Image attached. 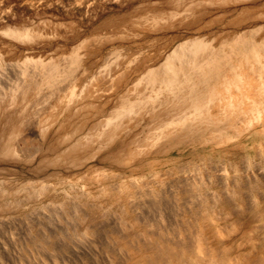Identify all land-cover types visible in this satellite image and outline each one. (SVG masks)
Returning a JSON list of instances; mask_svg holds the SVG:
<instances>
[{
    "label": "bare ground",
    "instance_id": "obj_1",
    "mask_svg": "<svg viewBox=\"0 0 264 264\" xmlns=\"http://www.w3.org/2000/svg\"><path fill=\"white\" fill-rule=\"evenodd\" d=\"M134 1L136 2V0ZM145 1L143 2V0H141V3L139 1L140 4L138 3L134 6L132 3V7H128L127 10L119 14V17L116 18L115 24L109 25V23L107 22H102L100 26L95 30V32H93V39H88L85 42V40L87 39L86 38L81 43H75L72 48L70 44L66 43L70 46L68 47L70 48V50H66V52L61 50L64 47H61L59 44L58 46L52 47L50 45L51 43H48L50 40H39V38L36 37L37 34H35V30H37L35 26H33L32 29L30 27V34L27 31V34L29 35H26L23 38L21 37V40L25 39L29 41V37H31L30 39H32L33 37V39L31 40L33 42H35L34 39L36 40V42L38 40L39 42L37 43L43 45V51L35 53L27 52V54H16V56L14 57L15 60L12 61L13 64L15 63L14 61H16V63L19 65V67L18 65H14L16 69H23L22 75L20 77H18L19 72L18 75L16 73L17 76L15 75L16 77L14 78L9 75L11 77L10 80H8V78L10 77L6 78V75L8 76V74H0L5 75L4 77L0 76V79L2 77L7 79L0 80V107L4 103L3 95H5V93H9V91L14 92V98H8L9 101L7 102V113L10 118L9 121H7L5 129L6 132H10V134L6 135L7 142H5L4 144L2 143V147L0 146L2 153L6 158L11 156L25 158L35 157L39 153V151L43 149V143L40 140L41 138L42 140L45 139V142L47 141V146L44 152L41 153V155L38 157L37 161V164L41 169H56L57 174L60 171L67 169L68 176L66 177L74 179V177L71 175L83 173L79 169L83 168V166L85 165V161H87L88 159H92L94 160V165L90 166L91 168L87 167L84 171L86 172L85 179H87L88 177L90 178V176H92L93 174H96L97 176H99L98 181L102 180V182H106V180H103L102 174L97 171L95 162H100L103 160V162H107L109 163V166L115 168H130L136 163H147L146 157L145 159L141 157L138 158L130 154L134 152V148H142L144 154L145 152L151 154L153 159L150 161V166L153 168H158L157 170L159 172L157 173H159V175L162 170H166V168L170 166L177 169L176 171L180 172L182 169L187 168V165L195 164L204 158L208 160L207 165L211 170L213 169V167H215L217 157H222V154L224 152L231 153V151H235L236 149L235 146L232 147V145H229V138L223 135L224 133H222V137L221 135H218V132H222L224 130L231 131L232 127L242 120L246 122L250 118H256V120L258 118V120H260L262 123L257 122L256 124H253V126H249V128H252V135H244L238 143L242 146H245L247 144L253 143L257 139H259L260 136L264 135V110L262 111L263 115H260L259 113L260 109L264 108V0H164L162 4L153 3L151 2V0ZM90 2L91 0L87 1L89 5ZM86 13L88 12L86 11L85 15H87ZM51 24L48 25H55L54 23L52 25ZM58 25L59 24H57L56 26L57 28L60 27V25ZM39 28L42 29L41 27ZM52 30H54V28ZM57 30H55V32ZM60 30H62V28ZM17 31L15 32L16 34ZM37 31L39 32V30ZM84 31H86V29ZM21 33H23V30ZM86 35L88 36V34ZM42 45L40 47H42ZM48 47H50V49H48ZM90 47H92L90 53L88 51V57H90L88 59L90 60H83V56L81 57L80 55L78 57H81L82 59L76 60V56L82 50V48H85L86 51V49H89ZM107 47H110L109 50H107ZM92 53L94 54V57ZM99 55H101V58H99ZM86 56L87 55H85V58ZM1 57L4 56L2 55ZM67 58L68 60L69 58L70 60H73L76 66L72 63L71 65L69 62L67 63ZM0 60L4 61L5 59L0 58ZM9 61L12 62L11 58L9 59ZM10 62L7 63L6 60L7 64H10ZM1 63L3 65L4 62ZM6 63L2 66V68H6ZM14 67H12L13 70ZM76 69H80L86 76L75 80L72 76L74 75L73 72H75ZM15 70L11 71L16 72ZM12 72L10 74H12ZM66 73L69 74V78L67 77L68 79L63 76ZM80 87L81 90L78 91ZM96 88H98L97 91ZM113 93H118L117 96H119L118 98H120L117 100L121 105L119 109L108 113L107 108L104 107L97 112L95 120H85L81 123L74 122L75 117L77 116V112L79 111V109L77 110L74 106L77 101L86 102L88 104L96 103L98 105L99 102ZM56 94H59L60 97L62 95V98H59V100H55L57 101L56 104L51 103L50 105H43L47 102L48 99H50V97L54 98ZM41 104L42 106H40ZM14 105L17 106V109L11 114L9 108L10 106L13 107ZM44 112L48 113L49 116L39 118V120H35L33 118V115H41ZM106 116L108 118H106ZM73 122L74 124L72 125ZM11 125L13 126V128H11ZM254 127L256 128L255 130ZM34 128H37L38 130L36 131ZM203 129H205L206 131L209 130L206 132V139L202 141V146L204 148L196 149L193 153L191 150L186 151L183 147H186L187 144H190L196 139H199L197 138L198 133ZM257 129L260 130L258 131ZM38 131L41 135L38 134ZM256 132H258V134ZM238 137L239 136L235 138L238 139ZM235 138H231V141L233 142V139ZM128 139H130V142H127ZM254 149L255 146H253V149H251V151ZM126 156L128 157L127 159H125ZM233 157L237 159V162L239 161L238 157ZM144 174L142 175L144 176V179H142L140 182L142 184L147 180L149 181V179L151 181L152 178V181L159 180V177L162 176H149L147 172ZM110 177H107V182ZM82 178L84 179V176H82ZM173 178L175 179V177ZM211 178H215V183L212 181L213 179L211 181L214 184H218V176L216 178V175H214ZM165 179H167V177ZM176 179L178 178L176 177ZM154 183H156V181H154ZM164 183H168V180H164ZM169 183L173 184L171 183V181ZM42 185L44 186V184ZM130 186L132 188L135 187V190H130L132 189L130 188ZM138 186L139 184L134 179L133 181H131L126 190H117V187L116 190H114L115 187L113 186L114 191L112 192L113 195L115 194L114 197H116V199H120V197H122L123 199L125 197V201L129 200V208H131V211H133L134 209L137 211V203H134L138 200L139 197H141L138 200V203H140V205L137 204V207H140L141 209L143 206H145L146 209L143 208L142 210L146 211L147 213L149 212L148 217H145V220L146 218H148V222L149 220L154 221V224L151 223L152 229H150L152 231L147 233L148 235L145 233V236L143 234L142 236L147 240L146 236L148 237L150 235L151 241V239L154 238L152 237V235L160 236L161 233V237L165 238V235L162 234L163 232L161 229L159 231V228L162 223L168 221L172 222L173 220L168 217V212L174 209L173 200H171L172 198H167V196L169 195H166L168 191L164 192V189V191L158 189L159 191L154 190L153 192L150 191L151 193H148V197L151 198L148 200L146 194L148 192V189L146 190L147 192L144 193L145 195L141 196V193H143L145 190L142 191L140 189L141 186L140 188H137ZM144 187L147 186H143L142 189H144ZM176 187L178 189L176 194L178 196L179 204L174 205L177 207L179 206V209L180 205H182V203L184 202L185 205L188 204L189 206H191L189 204V201L194 204L193 207L198 205L197 209H199V207L200 209H202L203 207L206 208L205 204L207 203V200H205V198L207 196H203V193H196V190L191 188L189 181H180V183L176 185ZM70 188L71 186L67 184L62 185L59 188L60 191L56 195V199H52L50 200V202H48V200L46 201V203L44 202V204L41 205H43V211H47L46 208L52 211L51 214L54 213L56 217L53 216V214L51 216L55 217L56 220L57 218H60L61 215H63V212L64 216H68L69 214L70 217L73 216L72 214L74 213L71 212V214L70 212H68L69 214L67 215L66 213L65 215V212L69 210L71 211L74 208L72 204L76 201L77 203L75 202L74 204L78 206L74 205L76 207L73 210L75 211V213L77 212V214H74V216L71 218L72 220H68L73 223L72 221L77 219L76 224H78V222L80 223V221L82 220L80 219L81 216L83 218V215H85V213L81 214V212H84L87 206L89 207V195L91 198L93 194L90 192L88 193V196H85L82 195V193H79L80 190L78 188ZM136 188L140 189L142 192H139L140 190H136ZM127 189H129V191H127ZM48 191L49 189L47 188H43L42 190V192H45V194ZM87 191L89 192V190ZM7 192L5 191V193ZM17 192L20 191L15 190L11 194L14 195V193ZM5 193L4 189L0 190V196H3L4 194V196L6 197L7 195ZM171 194L174 195L173 193ZM17 195L18 193L16 194V197ZM170 195L169 197H172ZM144 196L147 197L148 201H145L142 204L139 201L141 199L143 200V198L146 199V197ZM174 198L175 197H173V199ZM121 200H118L117 203H120L119 201ZM78 201H80L81 203ZM115 201L113 202L114 204L116 203ZM125 201L123 205H126ZM3 203L4 202L2 201V205ZM226 203H228V200ZM41 205L37 204L38 207ZM188 205L187 208L183 206L185 208V211L186 209L188 211ZM32 206L35 207L36 205L32 204ZM32 206L31 208H33ZM3 207L0 208V212L2 209L6 208V206L5 208ZM39 208H37V211L42 210ZM110 208L112 209V207ZM93 209H97V207L92 208V210ZM181 211H183V208H181ZM176 212H178V210L175 211V213ZM140 213L141 210L139 214ZM180 213L183 215V212ZM185 214L188 215L189 213L187 214L185 212L184 215ZM203 214L204 213L201 212L200 216H196L199 221H203L205 219V217H203ZM75 215L78 217H75ZM135 215L137 216L136 212ZM195 215L197 214H195L194 212V214H192V217H194ZM136 216L131 219L133 220L132 222L136 224V226L139 224L142 225L143 222L141 221H144L142 220V218L144 217L143 214V217L138 216L141 221L138 220ZM74 217L76 219H74ZM123 217L125 218V216ZM123 217L121 216V218ZM35 218L37 217L35 216ZM183 218L184 217L181 216V219ZM15 219L16 218H14V220ZM115 219L117 220V218ZM58 220L59 219L52 223L61 224L63 222V219H61V222L56 223ZM15 221L13 222V224L15 223ZM37 221L35 220L33 222ZM86 221L88 222L87 219ZM119 221H123V219ZM30 222H32V217ZM187 222L184 223L188 225V223H190L191 221H189L188 223ZM49 223L50 222H48V224ZM52 223L50 224L53 228ZM113 223L112 226H114ZM116 223L115 226H118V223ZM59 224L58 226H55L61 228L64 225V223H62L63 225ZM66 224L70 223L66 222ZM73 224L71 225V227H74ZM120 224H122V222H120ZM193 224H191V226ZM89 225L94 226L95 223L94 225L88 224L85 228L86 230ZM100 225L103 226V224ZM107 225L103 226V230ZM187 225H184V227ZM122 226L130 229L133 228L134 225L125 221L123 222ZM170 226L174 228L175 224ZM56 227H54L55 230L53 232L58 235L59 232L56 233L58 230ZM95 227L98 226L96 225L94 227H89V230ZM119 227L121 226H118L116 228L118 229ZM33 228L35 229V227ZM179 228L181 229L180 225ZM187 228L181 229L180 231V236H185L182 237L183 239H179L180 237L178 234L180 233L176 234L178 231H175L172 234L173 230H171L170 228L172 238L166 236L167 239H164V243L166 241V243L168 244H165V246H170L171 244L169 248L171 249L172 247L173 250L175 248L176 253L174 251L171 252V250H168L169 248L166 246L168 249L167 251H164L162 260H164L165 255H167L169 259L171 257L175 260L174 264L177 263L176 261H178L180 264H183L184 259L186 261V257H188V259L192 260V263L190 264H201L203 261L208 259V256H210L212 252H217L219 236L217 232L212 230L207 231L204 228L197 229L196 226H194V230L192 229L193 227L189 229L190 227L187 226ZM195 228L197 229V232ZM62 229L63 228H61V230ZM168 229L166 228V230ZM99 230L100 229H97L94 232H91L94 233L96 237L94 239H97V237L100 238L105 234V232H103L102 230L101 232ZM124 230L120 233L122 234L124 232L123 236H125L124 234L126 231ZM18 231H20V229ZM135 231L132 232L135 233ZM138 231L140 232V230ZM138 231H136L137 234L139 233ZM87 232L89 231L87 230ZM18 234L20 235L21 233ZM110 234H108L107 237H109ZM112 234L115 235L113 232ZM116 234L119 233L117 232ZM57 235H53L52 237L57 238ZM61 235H58V238L62 237ZM129 235H131V233ZM126 236L130 237L127 235V233ZM168 236H170V232ZM175 236L178 237L176 238ZM139 237H141V234ZM173 237H175V239ZM135 238L134 240L138 242L139 239ZM102 239L103 237L101 238V241H99V243L101 244ZM39 240L41 243H45L41 239ZM49 240L50 242L46 243L45 245L43 244V246L49 245L53 247V245L55 244L57 245V247L54 245L55 248L58 249V244L60 245V239L58 240V244H56L57 242H55L54 240L53 241L55 243L51 242V239ZM55 240L57 241V239ZM134 240L132 239V241ZM142 240L141 242H143V245H141L142 243L139 244L141 245V247L145 246L146 243ZM95 241L96 240H94V242ZM129 241L130 239L127 242ZM150 241H147V244H149ZM96 242L98 243V241ZM153 242L151 243L154 245ZM66 243L68 244L67 241ZM155 243L156 245H158L157 242ZM162 243L163 241H161V244ZM125 244L129 245L128 243H123L121 247H123ZM33 245L35 248H44H42V246L40 247L41 244L38 246L36 244ZM85 246H82V248H84ZM105 246L108 245H103L102 249H104ZM125 246L123 249H121L120 247V249H126ZM133 246H135V244ZM63 247L64 246H62L61 248L59 247V252H62V250L66 249V245L64 249ZM139 247L140 246H136V248ZM97 248L98 247L96 246V250ZM142 248H139L138 250ZM145 248L147 250V248L152 249L153 247L149 248V246H146L144 247V249ZM160 248L162 250L164 249L163 246L159 247V249ZM54 249L52 250V252L56 251ZM127 249L126 252L128 250H133L134 248H130L128 250ZM83 250H86V248ZM107 250L109 253L106 251V253H108L106 255L107 257L108 255H110L109 259L111 260L113 255H111L110 252L113 253L114 251L112 252V249L109 248ZM117 250H119V248ZM41 251L38 252L41 253ZM44 251L45 249L43 250V252ZM47 251L51 252L48 249ZM65 251L66 250H64L63 252ZM102 251L104 253V250ZM149 251H152L153 254V249ZM63 252L61 254L64 255L65 253ZM128 252L130 253V251ZM203 252L205 253L203 254L205 256H201V253ZM44 253L45 255H47L46 251ZM141 253L143 252H140V254ZM144 253L147 252L144 251ZM206 253L208 254L206 255ZM52 254L53 253H51V256ZM73 254L76 255L75 253ZM93 254H96V252ZM137 254L138 253L134 255L136 256ZM154 254L155 259L161 258L155 252ZM170 254L172 256L169 257ZM66 255H68V253L65 254V256ZM83 255L84 254H82V257ZM127 255L129 256V254ZM59 256L57 257L59 258ZM149 256L146 257L150 258L151 256ZM52 257L51 261L53 262L56 256ZM69 257L70 256L67 257V263L70 262V259L72 260L74 258L73 257L69 259ZM95 257L97 256H94V258ZM130 257L132 258V254ZM85 258L86 256L84 257V259ZM113 258L115 259L112 260L111 263L115 264L116 262L114 263L113 261H116V257ZM151 258H154V256ZM59 259L56 260L58 261ZM79 259L77 261L81 262L83 260V258H81V260ZM118 259L119 256L117 258V261ZM169 259L168 261H170ZM85 260L88 261L90 259L86 258ZM100 260H102V258ZM100 260L97 261L100 262ZM103 260L106 259L104 258ZM143 260L144 259H142V261ZM146 260L147 259H145V261ZM172 260L171 262H173ZM190 260L189 262H191ZM51 261H49V263L47 260L48 264H52ZM57 261L53 264H58L59 262L57 263ZM80 262L77 263L75 261V263L77 264H79ZM134 262L136 263V261ZM144 262L140 263L142 264ZM149 262L151 264V261L148 260V264ZM157 262L158 263L156 264H161V262L163 261L159 263L158 260ZM0 263L3 264L2 259ZM31 263L35 264V262ZM42 263L43 262L39 264ZM83 263L85 262L83 261ZM129 263L135 264L132 261H129ZM28 264H30V262ZM108 264H110V262Z\"/></svg>",
    "mask_w": 264,
    "mask_h": 264
},
{
    "label": "rangeland",
    "instance_id": "obj_2",
    "mask_svg": "<svg viewBox=\"0 0 264 264\" xmlns=\"http://www.w3.org/2000/svg\"><path fill=\"white\" fill-rule=\"evenodd\" d=\"M85 1L86 0H43V1L42 0H40V1L39 0H0V58L5 59L4 61L0 60V65H1L0 74L5 73V75L8 74V76L6 75V78H8L10 76H12V78H14L18 75V72H19L18 77H20L22 75L23 69L22 68H20L21 70L19 68L16 69L14 67V65H18V64L16 63V61H14L15 63L13 64V61H12V60H15L14 57L16 56V54L17 53H20V54L26 53L27 54V52L28 53L29 52L35 53V52H42L43 51V45L41 44L42 47H40L41 46L40 43L39 44L37 43V42H39L38 40H37V42L35 39H34L35 42L31 41L33 39V37H32V39H30L31 37H29V41L25 40V39L21 40V37L23 38L24 36L30 34L29 33L30 27L32 29V27L35 26V28H37V30H39V32L37 30H35L36 33L34 31V33L37 34L36 37H38L39 40H44V41L50 40L48 43H51L50 45L52 47L58 46V44H59L61 47L65 48V50H64V48H62L61 50L66 52V50H70V48H68V47L71 46V48H72V46L75 43L76 44L78 42L81 43L86 38L87 39L85 40V42L88 39H91L94 36L93 32H95V30L100 26V24L102 22H107V23H109V25L115 24L116 18L119 17V14H121L125 10H127L128 7H132V3H133V6L138 4L139 1L141 3V0H136V2L134 0H96V1L91 0L90 5H89V3H87V1H90V0H87L86 2ZM144 1L145 0H143V2ZM92 2H94V3H92ZM151 2L156 3V4H162L164 2V0H151ZM93 8H94V10H93ZM89 9H91V10H89ZM86 11L88 12V13H86L87 15H85ZM263 12H264V10H263ZM261 21H263V20H261ZM51 23L52 24L54 23L55 25H53V26L48 25ZM46 24H47V27L49 26L48 28L46 27ZM57 24L60 25L59 28L56 27ZM43 26H44V28H43ZM63 26H64V28H63ZM39 27H41L42 29H40ZM52 27L54 28V30H52L53 29ZM26 28H27V30H26ZM61 28H62V30H60ZM74 29H77V30H74ZM85 29H86V31H84ZM22 30H23L24 35H23V33H21ZM42 30H43V32H42ZM55 30H57V31L55 32ZM16 31H17V34L15 33ZM25 31H26V34H25ZM27 31L29 34H27ZM53 31H54V33H53ZM73 31H75V32H73ZM84 33L88 34V36ZM90 34H91V36H90ZM80 38L82 39V41ZM66 43L70 44V46ZM91 48L92 47H90L89 49H86V51H85V48L84 49L82 48V50L80 51L81 53L79 52L77 54L76 60L82 59V58H83V60H90V59H88V58H90V57H88V54L90 53ZM109 48L110 47H107V50H109ZM29 49H30V51H29ZM48 49H50V47H48ZM52 50H55V49H52ZM88 51H89V53H88ZM82 53H85V54H82ZM2 55L4 57H1ZM79 55L81 57L82 56L83 57L82 58L78 57ZM85 55H87L86 56L87 59L85 58ZM99 56L98 57L101 58V55H99ZM93 57H94V54H93ZM10 58H11L12 62L9 61ZM6 60H7V63L10 62V64H7ZM1 62H4L3 65L6 63V65L8 67L6 66L5 69L2 68L3 65ZM68 62L70 63V65H71V63L73 65H75V62L73 60H70V58H69V60L67 58V63ZM11 63H12V65H11ZM10 66L14 67V70L16 69L15 70L16 72H12L14 70ZM18 67H19V65H18ZM2 70H8V71H2ZM11 72H12V74H10ZM16 73H17V75H16ZM73 73H74V75L72 77L75 80L83 78L86 76V75H84V73L80 69H76V71ZM5 75L2 74L0 76L4 77ZM68 75L69 74L66 73L63 76H65V78H67ZM3 77L0 80H7L6 78H3ZM10 79H11V77L8 78V80H10ZM79 90H81V87L78 89V91ZM97 90H98V88H96V91ZM65 92H64V96H65ZM13 93L14 92H12V91H9V93H5V95H3V102L4 103L1 102V103H3V105L0 107V146L2 143L4 144L5 142H7V136L6 135L10 134V132H6L5 127L7 125V121H9V118H10L8 116V113H7V102L9 101L8 98L9 99H11L10 97L14 98ZM117 94L116 93L110 94L107 98H105L106 100L103 99L101 102L98 103V105L96 103L88 104L86 102H81V101L78 102L77 101L74 106L77 110L79 109V111L77 112V116L75 117L74 122L75 123L76 122L81 123L85 120L93 121L96 119L97 112L100 111L104 107L107 108L108 113L119 109L121 105L117 101L118 99H120V98H118L119 96H117ZM53 95H54V93H53ZM58 95L59 94H56L57 97L53 96L54 98L50 97V99H48L47 102L44 103L43 105H45V104L50 105L51 103L56 104L57 101H55V100H59V98H62V95H61V97H60V95L59 96ZM40 106H42V104ZM16 109H17L16 105H14L13 107L10 106V108H9V110L11 111V114L13 112H15ZM263 110H264V108L260 109V112H259L260 115H263L262 114ZM48 116H49L48 113L44 112L41 115H39V114L33 115V118L35 120H39V118H44V117H48ZM106 118H108V117L106 116ZM255 120H256V118L255 119L250 118L246 122L242 120L241 122L236 123L232 127L231 131L230 130L229 131L224 130L222 132H218L219 133L218 135H221L222 137H223V135H225L227 138H229V141H228L229 145H232V147L235 146L236 149H235V151H231V153H229V152L225 153L224 152L222 154L223 155L222 157H217V160L215 162V167H213V169L210 170L208 168V165H207L208 160L206 158H204L195 164L187 165L188 167L186 166L187 168L182 169L180 172L176 171L177 169L170 166V167L166 168V170H162L160 172V175H162V176H160L159 173H157V172H159L157 170L158 168H153L150 166V161L153 158H152L151 154H148L146 152L144 154V151L142 148H134V152H132L130 154H132L133 156L138 157V158L141 157V158L145 159V157H146L147 163H145V162H144V164H142V162L140 164L136 163L134 166H132L130 168H125V167L115 168V167L109 166V163L103 162V160L100 162L96 161L95 166L97 168V171L100 172V174H102L103 180H106V182H102V180L98 181L99 176H97L96 174H93L92 176H90V178L88 177L87 179H85L86 172H84V171L86 170L87 167L94 165L93 164L94 160H92V159H88L87 161H85V165L83 166V168L79 169L83 173H77V174L71 175L74 177V179H72L70 177H66V176H68L67 175L68 174L67 169L60 171L58 174L56 173V169H45V168L41 169L38 166L37 161H38V157L41 155V153L44 152V150L47 146V141L45 142L44 141L45 139L42 140L40 137L39 138H40L41 142L43 143V149L40 150L39 153L33 158L15 157V156L14 157L11 156V157L6 158L3 155L1 148H0V190L4 189V193H5V191L6 192L8 191L7 192L8 194L5 193L7 195L6 197L3 194L5 199L3 198V196H0V203H1L0 208H2L3 206H4L3 208H5V206H6V208L2 209L0 212V262L2 259L3 264L4 263L5 264H23V263L28 264L29 262H30V264H33L31 262H35V264H39L41 262H43L42 264H45V263L48 264V262L51 261V257L56 256L55 260L60 258L58 261L56 260L57 263L59 262L58 264H66L68 262V258H67L68 256H70L69 259L73 258V257H74L73 259H75V258L77 259L80 256L79 257L80 259L79 258L78 259L81 260V258H83V260L81 261L82 263L80 261H77L78 259L77 260L76 259L75 260L70 259L69 260L70 262L67 264H72V263L74 264L75 261L77 263L80 262L81 264H85V263L86 264H89V263L90 264H93V263H95V264L100 263L101 264V262H102V264H108L109 262H110V264H112L111 263L112 260L115 259L113 257H116V261H113L114 263L116 262L115 264H118V263L119 264H130L129 261H132L133 263H135L134 261H136L135 264H137V263L141 264L140 262H144L145 259H147L146 260L147 262L146 261L144 262L145 264H148V260L151 261V264L158 263L157 262L158 260H159V263L161 261H163L164 263L166 262L165 264H170V263L174 264L175 260L170 257V256H172L171 254L169 255L170 259L167 257V255H165L164 260H162L163 259L162 256H164V251L165 250L167 251V249L171 246V244H170V246H167L168 244L166 243V241L164 243V239L166 240L167 237H171V235L175 231L176 232L178 231L176 234L180 233L181 229H184V228L186 229L187 226L190 227L189 229H191L193 227L192 228L193 230H194V226H196L197 229L204 228L207 231L212 230V231L217 232L219 235L218 236V244H217L218 245L217 252H212V254L210 253L211 255L208 256V259L203 261L201 264H264V135L260 136V138L257 139L256 141H254L253 143L247 144L245 146H242L238 143L244 135H246V136L252 135V132H251L252 128H249V126H253V124H256L257 122L262 123L260 120H258V118L256 121ZM74 122L72 123V125L74 124ZM228 123H229V120H228ZM11 128H13L12 125H11ZM34 129L36 131L38 130L37 128H34ZM255 129L256 128L254 127V130ZM257 130L259 131L260 129H257ZM39 131H38V134H40ZM207 131H209V130H207ZM207 131L205 129L199 131L198 136H197V138H199V139H196L192 143L187 144L186 147H183V148H185L186 151L191 150L192 153L196 149L204 148L202 146V141H204V139H206V137H207L206 132ZM222 133H224V134L222 135ZM256 133L258 134V132H256ZM237 136H239L238 139L235 138ZM231 138H235V139H233V142L231 141ZM127 142H130V139H128ZM253 146H255V149L251 151V149H253ZM130 154H128V155H130ZM233 156L238 157L239 161L237 162V159H235V157H233ZM127 158L128 157L126 156L125 159H127ZM110 165H111V163H110ZM133 170H136V171H133ZM140 172H141V174H140ZM146 172L149 174V176L150 175L156 176V177L160 176L159 180H153L152 181V179H153L152 178L151 179L152 182L149 179V181L147 180L148 182L145 181V183H143V184L140 183L141 180L144 179V176H145L144 173H146ZM143 174H144V176H142ZM104 175H105V177H104ZM214 175H216V178H217V176L219 177V181L217 180L218 184H214L215 178H211ZM82 176H84V179L82 178ZM169 176H170V178H169ZM107 177H110L108 182H107ZM166 177H167V179H165ZM173 177H175V179ZM176 177L178 179H176ZM134 179L139 184V186L137 188H140V186H141L140 189L142 191L145 190L143 193H141L142 195L140 194L141 196L145 195L144 193L147 192L146 191L147 189H148V192L146 193L147 197H148V193H151L150 191L153 192L154 190H158V189L161 191L165 190L164 192L168 191V193L166 195H168V194L170 195L171 193L174 194V195H172V194L170 195L172 197H169V195L167 196V198H172L171 200H173V206H174L175 210L173 209V210L168 212V217L171 220L172 219L173 220H172V222L168 221V222L162 223V225L159 228V231H160V229L162 230V232H163L162 234L165 235V238L161 237V233H160V236L159 235L158 236L152 235V237H154V238H152L153 241L157 242L158 245H156V243L153 242L152 239L150 241V238H151L150 235L148 236L149 238L146 236L147 240L144 239L145 237L142 236V234L145 236V233L147 234L150 231H152L151 230L152 229L151 223L154 224V221L149 220V222H148V218H146V220H145V217H148V214H149V212L147 213L146 211L142 210L143 208L146 209L145 206H143L141 209H140V207H137V204L140 205V203H138V200L141 197H139V198L137 197L138 200L134 203V204L137 203L136 209L138 208L137 211L134 209L136 214H137V216H136L134 210L131 211V208H129L130 207L129 206L130 205L129 200L125 201V199H124L125 197L123 199H122V197H120V199H116V197H114L115 194L113 195L112 191L116 190V187H117V190H121V189L126 190V188L129 186L131 181H133ZM164 180L165 181L168 180V183H164ZM169 180L173 184H170ZM154 181H156V183H154ZM180 181H189L191 188L196 190V193L197 192L203 193V196L204 195L207 196L205 198V200H207V203L205 204L206 208L203 207L202 209H200V207H199V209H200L199 210V209H197L198 205L193 207L194 204L190 201H189V204L191 206H189L188 204L185 205L184 201H183L184 203H182V205L184 204L185 206L184 205L183 206L186 208L188 205V207H189L188 211H187V209L185 211V208L182 205H180V209H179V206L178 207L175 206V205L179 204L178 203V201H179L178 196L176 194L177 190H178L176 185H178L180 183ZM64 183L71 186V188H78L81 191V192L79 191V193H82V195L88 196V193L91 192L93 194V196L91 195L92 197L90 198V195H89V200H90L89 207L87 206L86 210L84 212H81V214L85 213V215H83V218H86L88 220V222L86 221V219H83L81 216V218L80 217L79 218L82 220L81 221L78 220V221H80V223L78 222V224H76L77 219L75 217H78L76 215L74 217V219H76V220L72 221L74 224L70 222V220H72L71 218L74 216V214H77V212L75 213V211L73 210L76 206H78V205L74 204L76 202L75 201L72 204L74 208L72 207L73 209L71 208L72 209L71 211L69 210V211L65 212V215H66V213L68 215L69 214L68 212H70V213L72 212V213H74V214L71 213L73 216L70 217L69 216L70 214H69L68 215L70 217L69 218L68 216H64V212H63V215H61L60 218H57L59 220L56 223L61 222V219H63L62 223H64V225L62 223L61 224L58 223L59 225H63V227H61L63 229L61 230L60 227L59 228L56 227V226H58V224H53L57 220V219L55 220V217H56L55 214L52 213L53 216H55V217H52L51 216L52 211H50L48 208H46L47 211H43L44 208L42 207L43 205H41V204H44V202L46 203V201H48V200H49L48 202H50V200L56 199V195L60 191L59 188L62 185H65ZM42 184H44V186ZM158 184H159V186H158ZM113 186L115 187L114 190H113V188H114ZM143 186H147V187H144V189H142ZM160 186H163V187H160ZM43 188H47V189H49V191L45 194V192H42ZM130 188H132V187L130 186ZM137 188H136V190H140ZM160 188H162V189H160ZM15 190L20 191V192H17L18 193L17 197H16L17 193H14V195L11 194ZM87 190H89V192ZM130 190H135V187H133ZM141 190L139 192H142ZM127 191H129V189H127ZM96 194L97 195L99 194L98 197ZM144 197H146V196H144ZM147 197H146V199L145 198H143V200L141 199L139 202H141L143 204V202H145V201L147 202L149 199H151L148 197V200H147ZM173 197H175V198L173 199ZM8 199H9V201H8ZM115 200H117V201H115ZM118 200H121V201H119L120 203H117ZM227 200H228V203H226ZM2 201L4 202L3 205H2ZM5 201H6V204H5ZM114 201L116 202L115 204L113 203ZM124 201H125L126 205H123ZM39 202H41V203H39ZM78 202H80V201H78ZM127 202H129V203H127ZM80 203H78V204H80ZM32 204L33 205L35 204L36 206L34 207V206H32ZM37 204L41 205V206H39L40 208L37 206ZM74 205H76V206H74ZM80 205H82V204H80ZM31 206L33 208H31ZM95 207H97V209L92 210V208H95ZM110 207H112V209ZM37 208L42 209V210L37 211ZM181 208H183V211H181ZM176 209L178 210V212L175 213V211H177ZM95 210H97V211H95ZM140 210H141V213H140L141 215L139 214ZM190 210L192 212L194 211L195 214H197V215L192 217V214H194V212L192 213ZM172 211H174V212H172ZM179 211L183 212V215ZM199 211H200V214H201V212L204 213L203 217H205V219L203 221H199L198 218L196 217V216H200ZM185 212L187 214L189 213L191 219L192 218L193 219L192 220L190 219L189 214L188 215L185 214L186 215L185 216L184 215ZM142 214H143V216L144 215L145 216L143 217ZM35 216L37 218H35ZM43 216H45V217H43ZM121 216L122 217L125 216V218L124 217L121 218ZM135 216L138 218V220H140L139 219L140 216L144 218V219L142 218V220H144V221L140 220L141 222H143L142 225L139 224L140 226L139 225L136 226V224H134L132 222L133 220H131V219ZM179 216H180V218H179ZM181 216L184 217L185 219L184 218L181 219ZM31 217H32V222H30ZM33 217H34V219H33ZM48 217H50V218H48ZM186 217H187V219H190V220H187ZM14 218H16L15 220L17 222L14 220ZM115 218H117V220ZM194 218L197 220H195ZM68 219H70V220H68ZM121 219H123V221H119ZM124 219H126V220H124ZM35 220L36 221L38 220V221L33 222ZM64 220H65V222H64ZM186 220L188 222L191 221L190 223L191 224L194 223V224L191 226V224L188 223ZM14 221H15L14 224L16 227L13 224ZM44 221H48L50 223L53 222L52 223L53 228H52V225L50 223L48 224V222H44ZM125 221L133 224L134 225L133 228H130V229L126 228V227H124L125 224H124V226H122L123 222H125ZM183 221L187 222L188 225L186 223H184ZM66 222L70 223V224H66ZM81 222L83 223V225ZM93 222L95 223V225ZM113 222H115L118 226H121V227H119L117 229L116 227H118V226H115V223H113ZM120 222H122V224H120ZM85 223L93 224L94 226L97 225L98 227H95V228H92L89 230V227H94V226L89 225V227L87 228V230L89 232H87V230L85 228L87 227L88 224H85ZM112 223L114 226H112ZM17 224H18V226H17ZM72 224L74 225V227H71ZM100 224H103V226L107 225L106 226L107 228L105 227L103 230V226ZM174 224H175L174 228H176V229H174V228H172V226H170V225H174ZM19 225H20V227H19ZM176 225H177V227H176ZM179 225H180L181 229L179 228ZM184 225H187V226L184 227ZM30 226H32V227H30ZM46 226H48L49 228ZM149 226H151V227H149ZM182 226H183V228H182ZM17 227L20 229V231H18L19 229ZM29 227L31 228V230ZM33 227H35L36 230ZM54 227H56L58 230H60V231H58L56 229L57 230L56 233L59 232L58 235L60 236L62 234L61 235L62 237L58 238V235L53 232L55 230ZM32 228H33V231H32ZM43 228L44 229L46 228V229L44 230ZM120 228H122V229H120ZM166 228L167 229L169 228L168 229L169 231L166 230ZM170 228H171V230H173L172 234H171ZM196 228H195V230L197 232ZM97 229H100L99 231L102 230L103 232H105V234L103 233L104 235L102 236L104 239V242L102 239V244L99 243V241H101L102 237H100V238L97 237V239H94L96 237H95L94 233H91ZM119 230H120V232H119ZM123 230L125 231V234H124L125 236H123L124 232L122 234H120L121 231H123ZM135 230L136 231L140 230V232L143 231L142 233H140L138 231L141 234V237H139L140 234L139 233L137 234ZM116 231L119 234H116L117 233ZM132 231H135L136 234ZM17 232L21 233V234L19 235ZM112 232L116 235V237H115V235L112 234ZM169 232H170V236H168ZM126 233L130 237H127ZM128 233L129 234L131 233V235H129ZM187 233H188V228H187ZM37 234H39V235H37ZM52 234L54 236L57 235V238L52 237L53 236ZM108 234H110L109 237H107ZM178 235L180 237L179 239H183L182 237H185L183 235L181 237L180 236L181 233ZM158 237H159V239H158ZM175 237H173V238L175 239ZM128 238L130 239L129 242H127L129 240ZM134 238L139 239L138 242H140V243H138L136 240H134ZM171 238H168V239H171ZM36 239L38 240V242ZM39 239H41L45 243H41ZM49 239L52 240L51 242H54V241L57 242L56 244H58V240L60 239L61 242L59 241L60 245L58 244V249H60L62 246L65 247V245H66V247H65L66 249H64V247H63V249L66 250L67 252L66 251L63 252L64 250H62V252L65 254L68 253V255L65 256V254L64 255L61 254L62 252H59L60 250L55 248V246L57 247V245H55V244H54L55 246L53 245V247L49 246V245L43 246V244L45 245L46 243L50 242ZM55 239H57V241ZM132 239L134 241H132ZM142 239H144V240H142ZM154 239H156V240H154ZM94 240L98 241V243L95 241L96 245H95ZM141 240L146 242L145 246H142L143 248L141 247V245H143V242H141ZM157 240H159L160 242ZM66 241L68 242V244L66 243ZM131 241H132V243H131ZM147 241H150L149 244L151 246L149 244H147ZM161 241H163L162 244H161ZM62 242H64V243H62ZM88 242H90V243H88ZM122 242L128 243V244L131 243L129 245L125 244L127 246H125V245L124 246L126 247V249L128 246H129L128 249L134 248L133 250L127 249L132 254V258L130 257L131 254L128 251L126 252V249H124L125 253H124V250H121L124 248V246L121 247V245H123ZM151 242H153L154 245ZM86 243H88V244H86ZM133 243L135 244V246H133L134 245ZM33 244H36L37 246L41 244L40 247L42 246V248L43 247L44 248L40 249V248L36 247L37 248L36 249ZM99 244H100L101 248H100ZM139 244H141V245H139ZM165 244H167L166 246L168 248L165 246ZM67 245H68V247H67ZM85 245L86 246L88 245V246L86 247ZM103 245H108V246H105L104 249H102ZM82 246H85V247L82 248ZM89 246H90V248H89ZM96 246L98 247L97 250H96ZM136 246L137 247L140 246L139 248H142V249L138 250L139 248H136ZM146 246H149V248L153 247L152 248L153 254H152V251L151 252L149 251L152 249H148V248H147V250H146V248L144 249V247H146ZM162 246L164 247V249L162 250L160 248L161 249V251H160L159 247H162ZM45 247L51 252H48ZM107 247L109 249H112V252L114 251L113 253L110 252V254L113 255L111 260L109 259L110 255H108V257L106 255L109 253L107 250L108 249ZM120 247H121V249H120ZM85 248H86V250H83ZM118 248H119V250H117ZM44 249H45L46 254L48 256L45 255V253H44L45 251L43 252ZM53 249L56 251L52 252ZM98 249L101 251V253ZM102 250H104V253ZM141 250H143V251H141ZM168 250H171V252H173V251L175 252V248L173 250L172 247H171V249L169 248ZM38 251H41V253ZM94 251L96 252V254H93V253H95ZM106 251L108 253H106ZM144 251L147 253H144ZM140 252H143V253L140 254ZM154 252L157 255H159V257H161V258L155 259ZM51 253H53L54 255L52 254V256H51ZM59 253H60V256H62V255L63 256L60 257ZM73 253H75L76 255H74ZM97 253H98V255H97ZM118 253H120V254H118ZM136 253H138L136 255L137 257L134 255ZM169 253H170V251H169ZM71 254H73V255H71ZM79 254H81V255H79ZM82 254H84L86 256V258L90 259L91 261L90 260L86 261L85 260L86 258L84 259L85 256L83 255V257H82ZM127 254H129V256ZM148 254L151 257L154 256V258H151ZM203 254H205V253L204 252L201 253V256H205ZM207 254L208 253H206V255ZM145 255L147 257L149 256L150 258H147ZM57 256H59V258ZM94 256H97V257L94 258ZM118 256H119V259L117 261ZM133 256H134V258H133ZM46 257H47V259H46ZM101 258H102V260H100ZM104 258L106 260H103ZM141 258L144 260L142 261ZM167 258L170 261H168ZM107 259H109V260H107ZM129 259H132V260H129ZM154 259H155V262H154ZM186 259H187L186 261L184 259L183 264H186L187 261L189 264L192 263V260L188 259V257H186ZM47 260H48V262H47ZM55 260L53 262L51 261L52 264L56 263ZM97 260H100V262H98ZM139 260H140V262H139ZM171 260L173 262H171ZM189 260L191 262H189ZM83 261L85 263H83ZM96 261H97V263H96ZM103 262H105V263H103ZM163 262H161V264ZM176 262H177L176 264H180L178 261H176ZM77 263H75V264H77ZM144 263H142V264H144ZM149 264H150V262H149Z\"/></svg>",
    "mask_w": 264,
    "mask_h": 264
}]
</instances>
